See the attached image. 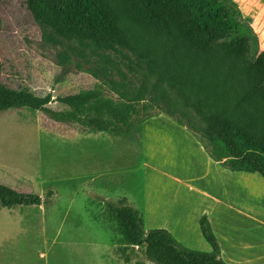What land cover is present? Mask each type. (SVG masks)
Here are the masks:
<instances>
[{"label":"trees","instance_id":"16d2710c","mask_svg":"<svg viewBox=\"0 0 264 264\" xmlns=\"http://www.w3.org/2000/svg\"><path fill=\"white\" fill-rule=\"evenodd\" d=\"M26 5L49 28L50 41L75 40L105 58L115 53L130 59L126 49L162 91L149 95L141 85L128 93L123 84L119 98L105 95L103 87L38 94L0 81V114L39 112L60 128L80 125L86 134H109L141 151L144 121L154 116L149 109L165 101L167 114L213 160L264 178V47L239 0H26ZM2 23L0 15V30ZM55 196L51 187L41 195L25 178L14 185L0 181L1 208L48 207ZM105 212L120 227L115 252L126 264H147L134 259L133 250L141 246L153 264H231L207 213L200 228L211 251L185 246L167 228L146 229L128 197L107 201Z\"/></svg>","mask_w":264,"mask_h":264},{"label":"rangeland","instance_id":"374dc122","mask_svg":"<svg viewBox=\"0 0 264 264\" xmlns=\"http://www.w3.org/2000/svg\"><path fill=\"white\" fill-rule=\"evenodd\" d=\"M239 2L244 15L253 20L264 47V0ZM0 15V81L29 87L38 94L103 87L105 95L119 98L123 84L128 85L124 88L128 93L141 85L149 89V95L162 91L154 89L155 77L126 49L122 48L130 59L115 53L105 58L75 40L50 41L49 28L35 21L26 0L1 1ZM163 87L172 93L166 84ZM167 106L160 101L153 103L149 111L170 117ZM144 130L145 150L140 159L141 151L124 147L109 134H86L80 125L60 128L48 115L25 109L0 114V181L14 185L17 179L25 178L41 195L50 187L56 191L48 207H0V264H126L115 252L121 245L120 227L105 212L106 202L118 198L91 191L90 176L96 170L103 187L108 182L107 170L116 166L124 183L118 182L112 193L118 195L127 185L132 199L127 196L135 207L145 190L151 200H177L172 208L180 212L186 200L195 204L194 208L202 207L205 201L197 199L186 184L201 174L206 163L196 145L162 118L148 121ZM130 164L133 168L126 175L125 166ZM255 175L258 200L264 201V180ZM245 202L244 198L239 206L247 209ZM259 218L256 228L253 220L236 214L229 215L226 221L238 230L233 236H240L247 244L258 238L263 247L264 225ZM144 249L145 246L134 249V259L153 264L146 259Z\"/></svg>","mask_w":264,"mask_h":264},{"label":"crops","instance_id":"0c3cea01","mask_svg":"<svg viewBox=\"0 0 264 264\" xmlns=\"http://www.w3.org/2000/svg\"><path fill=\"white\" fill-rule=\"evenodd\" d=\"M158 118H162L168 123L178 127V129L196 145L198 154L203 158L205 157L206 163L201 167V169H203L201 174L186 181V184L196 194L197 199L205 201V204L202 207L194 208L195 204H189V200H186V205L183 207L184 209H182V212H180L177 208H172V203H177V200L170 197H163V200L161 197H154L151 200L150 195L145 190V195L141 198L139 203H137L138 207H136L142 211L145 227L147 229L167 228L185 246L192 249L211 251V246L203 237L200 229V218L203 214L207 213L212 222L214 231L220 240L223 257L231 264H243L228 254V243L233 245L231 241H233V235H236L238 230L228 225L231 221H226V218L229 215L236 214L247 218L249 221L253 220L254 228H256L257 219L258 216H260L259 222L264 225V221H262L264 220V213L258 214L260 211H257V209H261L264 212V209H262L264 201L263 199L258 200V193L255 185L256 181L254 179L256 177L255 174L258 173L233 171L213 160L191 131L165 115H154L146 119L143 124L144 136L146 123L150 120L155 121V119ZM111 141L113 142L114 139ZM123 146L126 148L130 147L127 145ZM144 150L145 147H142L141 153L138 155L140 159L144 154ZM125 168L127 175L128 170L133 168V164L127 165ZM107 172L108 182L107 184L104 183L103 187L99 181L98 171L96 170L91 174L90 177L93 183L91 191L94 190L96 193L112 195L114 198L129 196L132 199L131 195L128 193L127 185L126 190L123 189L118 195H113L112 191L117 188V183H124V179L117 172L116 166L107 170ZM259 176L264 180L261 175ZM226 177L229 178V180H226ZM244 198L246 199L245 203H248L247 209L239 206L240 201ZM256 231L254 232L255 234ZM253 241L255 246V240ZM252 264L264 263L258 262Z\"/></svg>","mask_w":264,"mask_h":264},{"label":"bare ground","instance_id":"6f19581e","mask_svg":"<svg viewBox=\"0 0 264 264\" xmlns=\"http://www.w3.org/2000/svg\"><path fill=\"white\" fill-rule=\"evenodd\" d=\"M233 238L231 241L233 245L228 243V254L232 258L243 264L258 263L264 260V246L259 245L258 238L250 240V244H247L248 242L244 239H240V236H233ZM253 240H255V246Z\"/></svg>","mask_w":264,"mask_h":264}]
</instances>
